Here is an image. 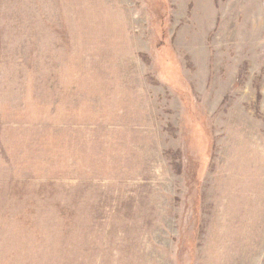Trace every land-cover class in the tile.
<instances>
[{
    "label": "rangeland",
    "instance_id": "rangeland-1",
    "mask_svg": "<svg viewBox=\"0 0 264 264\" xmlns=\"http://www.w3.org/2000/svg\"><path fill=\"white\" fill-rule=\"evenodd\" d=\"M0 264H264V0H0Z\"/></svg>",
    "mask_w": 264,
    "mask_h": 264
}]
</instances>
